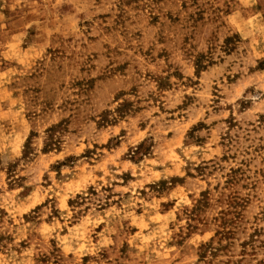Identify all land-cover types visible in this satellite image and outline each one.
<instances>
[{"label": "clouds", "instance_id": "9594fccd", "mask_svg": "<svg viewBox=\"0 0 264 264\" xmlns=\"http://www.w3.org/2000/svg\"><path fill=\"white\" fill-rule=\"evenodd\" d=\"M0 264H264V0H0Z\"/></svg>", "mask_w": 264, "mask_h": 264}]
</instances>
